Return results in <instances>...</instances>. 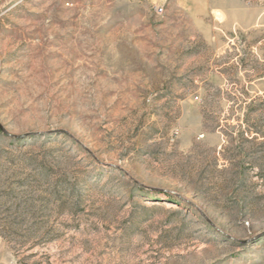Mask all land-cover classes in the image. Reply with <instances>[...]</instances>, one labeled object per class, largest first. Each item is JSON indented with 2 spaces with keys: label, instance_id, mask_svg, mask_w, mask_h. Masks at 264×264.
Here are the masks:
<instances>
[{
  "label": "rangeland",
  "instance_id": "rangeland-1",
  "mask_svg": "<svg viewBox=\"0 0 264 264\" xmlns=\"http://www.w3.org/2000/svg\"><path fill=\"white\" fill-rule=\"evenodd\" d=\"M255 122L264 0H0V264H264Z\"/></svg>",
  "mask_w": 264,
  "mask_h": 264
},
{
  "label": "trees",
  "instance_id": "trees-1",
  "mask_svg": "<svg viewBox=\"0 0 264 264\" xmlns=\"http://www.w3.org/2000/svg\"><path fill=\"white\" fill-rule=\"evenodd\" d=\"M250 111H253V112L256 111L253 104L250 105ZM250 113L251 112L247 114V118L250 116ZM245 130H246V133H251V134L257 133L259 135L260 134L264 135V131L263 129H261V125L257 122L246 125Z\"/></svg>",
  "mask_w": 264,
  "mask_h": 264
}]
</instances>
